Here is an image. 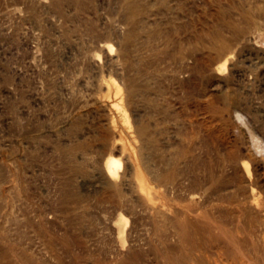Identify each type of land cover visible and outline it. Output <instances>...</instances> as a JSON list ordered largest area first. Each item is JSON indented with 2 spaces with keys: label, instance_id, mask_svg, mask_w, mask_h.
<instances>
[{
  "label": "rangeland",
  "instance_id": "obj_1",
  "mask_svg": "<svg viewBox=\"0 0 264 264\" xmlns=\"http://www.w3.org/2000/svg\"><path fill=\"white\" fill-rule=\"evenodd\" d=\"M263 141L264 0H0V264H264Z\"/></svg>",
  "mask_w": 264,
  "mask_h": 264
},
{
  "label": "bare ground",
  "instance_id": "obj_2",
  "mask_svg": "<svg viewBox=\"0 0 264 264\" xmlns=\"http://www.w3.org/2000/svg\"><path fill=\"white\" fill-rule=\"evenodd\" d=\"M111 48H112V46H110ZM224 66H226V61H225V63H224ZM249 126V125H248ZM251 135V134H250ZM252 135H254V133L252 134ZM254 137V136H253ZM255 140V139H254ZM257 141L255 142V144H254V142H253V144H254V146L256 145V149L257 150H259V149H261L262 148V140L261 139H259V137H258V139H256ZM264 142V141H263ZM262 143V144H261ZM255 148V147H254ZM258 152V151H257ZM121 165H122V162H121V159L119 158V157H115V156H111V157H109L108 159H107V161H106V167H107V169H108V171H109V173H111V174H113V175H115V174H117L118 172H119V170H120V168H121ZM245 204L246 202H244V201H240V203L239 204H243V203ZM203 206H204V204H202Z\"/></svg>",
  "mask_w": 264,
  "mask_h": 264
}]
</instances>
